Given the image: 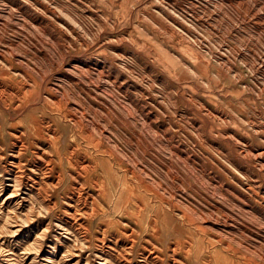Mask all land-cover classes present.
I'll return each instance as SVG.
<instances>
[{"label": "rangeland", "instance_id": "obj_1", "mask_svg": "<svg viewBox=\"0 0 264 264\" xmlns=\"http://www.w3.org/2000/svg\"><path fill=\"white\" fill-rule=\"evenodd\" d=\"M3 91L0 166L37 116L95 181L19 233L3 192L0 264H264V0H0Z\"/></svg>", "mask_w": 264, "mask_h": 264}, {"label": "bare ground", "instance_id": "obj_2", "mask_svg": "<svg viewBox=\"0 0 264 264\" xmlns=\"http://www.w3.org/2000/svg\"><path fill=\"white\" fill-rule=\"evenodd\" d=\"M0 93L4 94V91L0 92ZM16 96H17V94L11 95V97H14V98ZM1 106H2V102H1ZM2 109L4 112L8 113V112H11L10 110L12 108L11 107L10 108H8V107L3 108V106H2ZM3 111H1V112H3ZM16 111L18 112V109H16ZM4 115L6 116V114H4ZM26 117L27 118H25L26 119L25 122L28 125V127L25 128L23 130L22 134L20 133V135L9 134V139L12 142H10L8 147L5 148V150H6L5 153H7L11 147L17 149V152H15L16 156H14L12 158V161L10 163H8V161H7L5 163L6 166L5 165H3V167L0 166V188H1L0 196L2 195L3 192L8 193V195L6 197H4L5 199L3 200L2 205L5 207L7 206V208H8V211L7 210L6 211L8 212L7 216L10 217L9 221L11 222V220L15 218L13 216L14 215L13 212L20 213V214L25 212V214H22L23 217H19L18 219L16 218V220L14 219L15 221H17V222H15V224H16L15 227H17V231H15V232H17V233L23 232L26 228L25 225L31 224V222H33L32 219H30V217H28L29 212L32 213L31 216H33L34 211H35L34 207L32 205H30V203L28 201V198L30 197V195L34 194L35 197L40 202V205L45 208L46 199L49 197L47 190H49V189H52L53 191L59 190V188L61 189L63 187V185H66L64 195L67 197L71 195L73 198H75L76 195L74 193H77L78 194L77 205H78L79 203L81 204V201H80L81 197H79L80 190H79V192H77V190L75 189V186L76 185L78 186V184L80 183V180H82L83 181L82 188H86V187L90 188V187H92V185L94 184V181H95V180L94 181L91 180V176L93 175L94 171L92 170V167L89 165L90 162L88 161L89 163L87 164V162H86L87 160L85 161L86 158L84 159V157L79 156V153H80L79 150L80 149H78V147L71 150L69 145H66V147L63 149V151L60 152V149L56 147V141L58 142V138H57V135H58L57 132L58 131L53 130L51 132V130H50L51 127L46 126V124L43 123L41 120H39V118H37V116L30 118V115H28ZM5 131H6L5 127L0 128V139L4 138ZM7 138H8V136H7ZM89 139H90V137H89ZM43 144L47 145V147L45 149L41 150L42 152H40L37 149V147H38L37 145L42 146ZM7 148H8V150H7ZM2 151H4V149H2V145H1L0 146V155H1ZM35 151H38V152H35ZM261 156L263 157L264 154H262ZM3 157L0 156V165H1L3 160H6V157H5V159ZM54 157L57 158L56 160H58V162L55 161ZM46 159H48V161H46ZM21 162H26V163L33 162L34 164L39 163L34 168H37V171H40V172H42V170H43V169L39 170V167L43 166V164L41 162L46 164L47 168L45 170V173H43L41 175H39L37 172L36 173L29 172L30 177H27L24 175L25 174L24 170H23L24 166L21 165ZM62 164L63 165L65 164L64 170L61 168ZM66 175H68V176L65 179ZM98 181L99 182H97V184L100 185L102 183L100 180V177L98 178ZM97 184H95V185H97ZM100 187H102V189H103V185H101ZM36 188H37V190H35ZM34 191H36V192H34ZM104 193L103 192L101 193V197L105 196ZM50 204H51V202H50ZM50 204L45 209L47 215L52 210L54 211L56 209V204L54 206H50ZM130 206H135V205L132 204ZM69 207L71 209L73 208L72 205H70ZM77 209H78V206L76 208H74L75 214L78 212ZM92 210L95 211V208ZM67 214H71V213L67 212ZM77 214H80V213H77ZM134 214H135V212H134ZM9 217H7V218H9ZM21 221H23V222H21ZM46 229L48 230L49 228H46ZM104 232H106V231H104ZM44 236H45V234H43L42 238L35 239V241L33 242L40 249V251L42 250V248L45 244L44 243V241H45ZM119 238H121L122 241H124V245L126 247V252L132 253L135 250V248L138 247V245H139L138 241H140L142 236L140 234H137V233H132L131 235L119 234ZM153 243L154 242L152 240H149L150 246H152ZM152 248H154V247L152 246ZM176 249L173 250L174 253H177ZM37 251H38V249H37ZM143 251H144L143 253L148 254V258H150L152 256V254L154 253L155 249L150 251V249L146 250V248H143ZM154 256H155V258H153V260L158 261L159 258L156 255H154ZM149 260L150 259L145 258L144 261L147 262ZM129 263H130L129 261H127V260L125 261V264H129Z\"/></svg>", "mask_w": 264, "mask_h": 264}]
</instances>
